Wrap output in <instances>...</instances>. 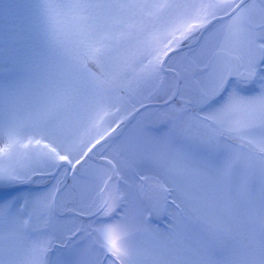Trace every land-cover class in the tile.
<instances>
[{
    "label": "snow or ice",
    "instance_id": "obj_1",
    "mask_svg": "<svg viewBox=\"0 0 264 264\" xmlns=\"http://www.w3.org/2000/svg\"><path fill=\"white\" fill-rule=\"evenodd\" d=\"M46 7L50 18L76 15L86 28L129 13L165 29L182 27L159 48L146 46L127 58L97 27L85 31L84 56L67 68L50 73L25 60V82L3 89L0 220L9 228L0 236V264H102L97 249L108 264H264V0H79ZM4 71L11 76L15 66ZM161 74L171 77L163 95V84L130 106L119 95L129 77L156 87ZM22 108L30 120L23 130ZM112 109L107 126L77 147L80 129ZM33 143L38 150L24 154L29 163L20 162L17 151ZM145 168L163 181L156 185L166 206L162 218L154 197L141 195ZM129 173L139 186L127 185ZM45 175L59 185L57 195L65 194L63 204L51 202V190L18 187ZM80 186L112 194L99 202L83 192L77 197ZM38 211L49 222L55 215L75 217L66 228L70 235L27 232L25 217ZM118 212L120 223L98 219ZM143 232L152 234L150 244L138 239ZM77 236L95 241L55 250V240ZM221 252L226 257L215 259Z\"/></svg>",
    "mask_w": 264,
    "mask_h": 264
},
{
    "label": "rangeland",
    "instance_id": "obj_2",
    "mask_svg": "<svg viewBox=\"0 0 264 264\" xmlns=\"http://www.w3.org/2000/svg\"><path fill=\"white\" fill-rule=\"evenodd\" d=\"M61 2H79V0H0V123H3L6 116L3 89L14 87L18 82H25L28 71L25 68L24 62L27 58H29L30 62H35L36 64L44 66L50 73H55L61 67L67 68L68 64L77 57L83 58L84 51L81 44L85 38L84 33L86 30L90 33L91 30L97 27L103 29V34L109 37L116 47H118L121 57L127 58L129 56L139 55L146 46L159 48L162 41L166 42V38H168V34L171 31L175 28L182 27L180 22H176L165 29L161 27L158 21L150 19L147 15L129 13L123 16L122 21L121 19H108L105 17L95 22H89L90 27L86 28L85 22L81 21L76 15L70 17L55 15L50 18L46 5ZM176 58L179 59L178 63L181 64V58ZM8 64L15 66V72L11 76L4 71ZM144 64L146 65L147 61H144ZM161 83L162 78L160 76L156 87ZM156 87H153L144 80L137 81L129 77L125 84V91L119 93V95L125 97V99L129 101L130 106L132 98L140 99L141 97H147L151 94L149 89ZM33 103H36V101H33ZM114 117L115 109L101 112L96 118L94 125L90 123L82 127L78 134L77 147L80 142H87L93 136H96L98 129L102 126L106 127L107 122ZM18 121L21 130L30 123L27 113L23 108L20 113H18ZM129 127H131V125H129ZM124 131L126 132L127 129H124ZM28 138V136H25L21 140V143L26 144ZM29 150L35 152L38 150V146L33 143L28 149L20 148L17 151V159L22 163H29L27 157L24 155ZM93 167L95 168L97 166ZM71 174V172L68 173V179ZM139 175L146 180V183L142 186L143 192L141 195L147 193L154 197L153 203L159 204L158 217L162 218L166 206L163 203V198L156 189L157 181L163 183L162 179L150 168H145ZM49 177L50 176L47 175L37 177L28 185L19 188L22 192L45 195L51 190V202L53 203L54 195L59 185L53 187L55 181L51 178L45 186L37 187L45 183ZM59 178H63L62 171ZM105 179H107V177H105ZM124 179L127 181L128 186H139L138 177L134 176L132 173H129ZM73 183L71 177L68 184L72 185ZM113 183L115 184L116 181H113ZM103 186L104 185H101V188H103ZM118 186L121 188L122 192L125 190V185L120 184ZM165 187H167V185H165ZM258 190L259 183L257 181V191ZM82 192L86 199L91 196L96 199L97 202L105 198L103 192L87 191L84 190L82 186L77 188L75 195L79 197ZM111 194L112 189L106 190V197ZM169 199H171V197H169ZM65 200L66 196L63 193L56 196V203L63 204ZM88 203L91 204V199L88 200ZM220 207L226 214L230 212V209L223 204H220ZM121 216H123V213L118 212L116 216L112 218L100 217L98 219L100 222L105 223H120L119 217ZM145 216H148L147 213H145ZM74 220H76V218L72 216L55 215L52 217L51 222H49L47 213L42 214L38 211L31 220L25 217L24 228L27 232L37 235L47 231L48 233L54 232L56 235L63 234L67 236L70 234L66 232V228H70L72 226L71 222ZM83 222L87 223L88 221L85 220ZM151 227L155 228L157 224L153 223ZM8 228L9 226L0 220V236L6 235ZM81 239L86 246H90L95 241V237L89 240L87 237L81 238L79 236L75 239L55 240L57 244L55 250L59 251L66 247L74 248L80 244ZM138 239L145 244H150L153 240V236L150 232H143L139 234ZM226 255V253L221 252L215 259H223ZM96 256L102 264H108L105 258L103 260V253L98 249L96 250Z\"/></svg>",
    "mask_w": 264,
    "mask_h": 264
},
{
    "label": "flooded vegetation",
    "instance_id": "obj_3",
    "mask_svg": "<svg viewBox=\"0 0 264 264\" xmlns=\"http://www.w3.org/2000/svg\"><path fill=\"white\" fill-rule=\"evenodd\" d=\"M176 61V63L177 64H180V63H178V61H179V59H177L176 57H173V61ZM173 61H170V63L171 62H173ZM161 78H162V83L161 84H163L164 85V89L162 90V91H160L159 92V94L160 95H163V91L164 90H167V88H168V83L171 81V77H168L167 79L163 76V74H161ZM160 86V85H159ZM159 86L158 87H156V88H151V89H149V91H150V95H152V96H155L156 94H157V89L159 88ZM145 103H159V101L158 100H152V101H149V100H145ZM139 105H137V107H138Z\"/></svg>",
    "mask_w": 264,
    "mask_h": 264
},
{
    "label": "trees",
    "instance_id": "obj_4",
    "mask_svg": "<svg viewBox=\"0 0 264 264\" xmlns=\"http://www.w3.org/2000/svg\"><path fill=\"white\" fill-rule=\"evenodd\" d=\"M89 163L92 164L93 162L90 161ZM93 166H95V165H93ZM71 177H72V174L70 175V177H69V179H68V182H70ZM50 179H51V177L47 178V181H46L45 183L40 184V185H38L37 187L45 186L46 183H48V181H50ZM147 215H149V214L147 213ZM84 221H85V220H84ZM94 240H95V239H94ZM103 260H104V254H103ZM103 260H102V261H103Z\"/></svg>",
    "mask_w": 264,
    "mask_h": 264
},
{
    "label": "water",
    "instance_id": "obj_5",
    "mask_svg": "<svg viewBox=\"0 0 264 264\" xmlns=\"http://www.w3.org/2000/svg\"><path fill=\"white\" fill-rule=\"evenodd\" d=\"M122 131H124V129H122ZM28 184H25V185H28ZM25 185H19L18 187L25 186ZM103 194H104V197L106 198V191H103ZM56 196H57V191L55 192L53 203H56Z\"/></svg>",
    "mask_w": 264,
    "mask_h": 264
}]
</instances>
